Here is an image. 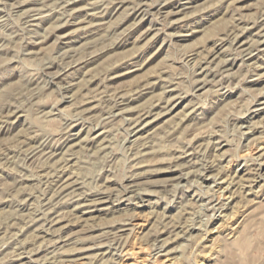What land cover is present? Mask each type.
I'll list each match as a JSON object with an SVG mask.
<instances>
[{"label":"rangeland","instance_id":"374dc122","mask_svg":"<svg viewBox=\"0 0 264 264\" xmlns=\"http://www.w3.org/2000/svg\"><path fill=\"white\" fill-rule=\"evenodd\" d=\"M0 264H264V0H0Z\"/></svg>","mask_w":264,"mask_h":264},{"label":"bare ground","instance_id":"6f19581e","mask_svg":"<svg viewBox=\"0 0 264 264\" xmlns=\"http://www.w3.org/2000/svg\"><path fill=\"white\" fill-rule=\"evenodd\" d=\"M237 34H238V33H237ZM67 55H68V54H67ZM257 110H258V109H257ZM143 115H144V114H143ZM255 177H256V176H255ZM226 188H228V187H226ZM211 204H212V203H211ZM225 204H226V203H225ZM225 204H224V205H225ZM224 205H223V206H221V207H224ZM226 207H228V205H227ZM213 209H214V208H213Z\"/></svg>","mask_w":264,"mask_h":264}]
</instances>
